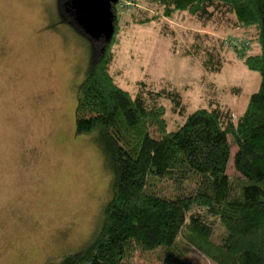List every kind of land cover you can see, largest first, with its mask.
I'll list each match as a JSON object with an SVG mask.
<instances>
[{
	"label": "trees",
	"instance_id": "16d2710c",
	"mask_svg": "<svg viewBox=\"0 0 264 264\" xmlns=\"http://www.w3.org/2000/svg\"><path fill=\"white\" fill-rule=\"evenodd\" d=\"M134 1L127 16L122 0L113 6L114 32L89 64L75 109V132L92 134L101 150L110 196L90 237L46 264H136L150 252L159 264H195L192 250L212 264H264V0ZM179 16L202 30H187L181 54L206 72H221L225 53L249 42L239 60L260 83L237 115L212 97L188 112L175 86L154 90L140 79L132 94L116 81L121 31L162 22L175 43L169 22ZM168 109L181 119L174 128Z\"/></svg>",
	"mask_w": 264,
	"mask_h": 264
},
{
	"label": "rangeland",
	"instance_id": "374dc122",
	"mask_svg": "<svg viewBox=\"0 0 264 264\" xmlns=\"http://www.w3.org/2000/svg\"><path fill=\"white\" fill-rule=\"evenodd\" d=\"M72 4L0 0V264L58 262L90 237L110 196L111 177L98 144L92 134L75 132L79 85L107 37L84 32ZM130 5L122 0V16ZM187 21L169 22L175 49L162 22L129 24L115 49L116 81L132 94L140 79L154 90L175 86L188 112L212 97L237 115L257 90L259 73L233 50L225 53L219 73L182 55L187 30H201ZM167 119L169 128L181 121L169 109ZM191 259L212 264L196 250ZM136 264L159 262L150 252L138 255Z\"/></svg>",
	"mask_w": 264,
	"mask_h": 264
},
{
	"label": "water",
	"instance_id": "95a60500",
	"mask_svg": "<svg viewBox=\"0 0 264 264\" xmlns=\"http://www.w3.org/2000/svg\"><path fill=\"white\" fill-rule=\"evenodd\" d=\"M118 0H73L72 7L82 23L77 19L78 24L84 32L91 36L105 33L109 40L114 32V10L113 6ZM85 2V3H84ZM81 13V15H79ZM86 23L87 25H85Z\"/></svg>",
	"mask_w": 264,
	"mask_h": 264
},
{
	"label": "built area",
	"instance_id": "2783aa9c",
	"mask_svg": "<svg viewBox=\"0 0 264 264\" xmlns=\"http://www.w3.org/2000/svg\"><path fill=\"white\" fill-rule=\"evenodd\" d=\"M249 47V42L245 41L243 43H241L238 47V49L240 50L239 53H244L246 52V50L248 49Z\"/></svg>",
	"mask_w": 264,
	"mask_h": 264
}]
</instances>
